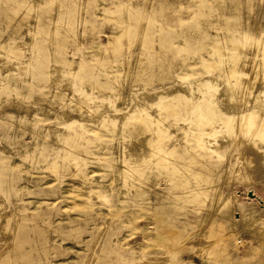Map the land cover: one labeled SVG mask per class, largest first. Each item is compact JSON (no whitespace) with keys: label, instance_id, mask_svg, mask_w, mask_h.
I'll return each instance as SVG.
<instances>
[{"label":"rangeland","instance_id":"1","mask_svg":"<svg viewBox=\"0 0 264 264\" xmlns=\"http://www.w3.org/2000/svg\"><path fill=\"white\" fill-rule=\"evenodd\" d=\"M0 264H264V0H0Z\"/></svg>","mask_w":264,"mask_h":264},{"label":"bare ground","instance_id":"2","mask_svg":"<svg viewBox=\"0 0 264 264\" xmlns=\"http://www.w3.org/2000/svg\"><path fill=\"white\" fill-rule=\"evenodd\" d=\"M140 143L142 144V142H140ZM140 146H141V145H140ZM140 146H139V147H140ZM139 147H138V148H139ZM133 150H134V149H133ZM136 150H137V149H136ZM133 152H136V151H133ZM137 152H138V150H137ZM162 166L164 167L165 165L162 164ZM165 167H166V166H165ZM166 168H167V167H166ZM168 169H169V168H168ZM178 186H179V187H184V186H185V183H184V182H178Z\"/></svg>","mask_w":264,"mask_h":264}]
</instances>
